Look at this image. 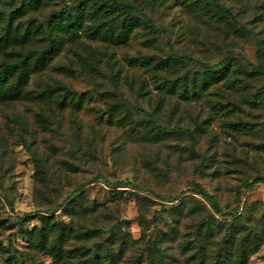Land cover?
I'll use <instances>...</instances> for the list:
<instances>
[{"label":"rangeland","instance_id":"obj_1","mask_svg":"<svg viewBox=\"0 0 264 264\" xmlns=\"http://www.w3.org/2000/svg\"><path fill=\"white\" fill-rule=\"evenodd\" d=\"M1 1L0 35L12 26L0 67L43 50L49 21L57 45L28 63L19 89L16 74L1 85L0 264H148L149 248L153 264H264V184L236 198L264 177L253 37L206 0H120L169 37L121 11L98 15L91 0L71 12L74 0ZM216 1L256 34L264 65V0ZM167 42L208 65L237 56L205 72L171 59ZM140 111L191 131L194 148L185 130L165 132Z\"/></svg>","mask_w":264,"mask_h":264},{"label":"trees","instance_id":"obj_2","mask_svg":"<svg viewBox=\"0 0 264 264\" xmlns=\"http://www.w3.org/2000/svg\"><path fill=\"white\" fill-rule=\"evenodd\" d=\"M93 2V4L97 7L96 12L98 15H103L104 17L108 18L110 17L113 12L116 11H121L126 13L129 16H132L136 19H143L144 21H146L149 29L157 34L163 35L165 37H169V31L167 29L164 28H159L157 27V25L150 19V17L148 16V14H146L142 9H140L138 6H136L133 3H129V2H124V1H120V0H91ZM208 3L212 4L220 13L224 14L226 17H228L231 22L239 27L242 31H246L248 32L254 39L255 44L257 46V50H256V55L257 58L259 60L257 65L251 64V63H247L248 66L250 67L251 70H253L254 73L257 74H261L264 75V65L262 63V55H261V51H260V41L258 39V37L256 36V34L248 29H246L244 26L241 25V23L238 21V19L236 18V16L232 13V11L227 8L225 5L218 3L216 0H206ZM1 3L4 4V6L8 7V8H14L17 4V0H9V1H1ZM82 0H74L71 1L69 5H66V10L68 12L74 11L76 10L78 5H81ZM11 18H8L6 20L5 23V27L3 29V33L2 35H0V42L8 36L11 26H12V22H11ZM71 25H73L71 23ZM46 34H47V44L46 47L43 50H35V49H29L28 51H26L23 54V57L17 61L14 62H4L1 65V69H0V92L2 90V84L5 83L6 79L8 78V76L12 75V74H16L15 80L12 83L11 87L13 89H19L21 83L27 78V65L31 60H34L35 62H42L46 59V57L48 55H50L51 53H53V51L56 48V37L54 35V30L52 27V22L49 21L46 24ZM167 46L169 49V52L171 54V59H173L174 61H179V62H184V63H192V64H196L198 65L201 69H203L205 72H222L224 70H226L228 67H230L231 62L233 59H235V57L237 56V54H229L227 57H225L220 63L215 64V65H208L205 64L201 61H199L198 59L189 57V56H178L176 54H174L173 52V48L170 42H167ZM264 85L256 92V94L254 95V100L256 102H258L259 104L264 106ZM142 113H144L150 121L153 122L154 125L158 126L159 129L165 131V132H172V131H179V130H185L182 127L179 126H175L172 129L171 128H167L164 126H161L157 120V118L150 113H146L144 111H140ZM187 135L190 138L191 141V150L194 148L195 145V141H196V136L189 130H185ZM262 134L264 137V126L262 128ZM41 168L44 169L43 165H39ZM100 178H103V175H100ZM264 184V177L263 176H257L255 178H253L251 181H247L239 186L236 187V198L239 201L243 195V190L244 191H249L253 188H255L258 185H263ZM115 187H119V188H137V185H134L131 182L128 181H121V182H116L114 183ZM194 191L195 193L204 196V197H209L210 199V204L213 208V210L216 213L219 214H223L222 210L218 207L217 203H216V199L212 196L209 195V193L207 192V190L198 182L195 181H191L188 184ZM84 186H81L80 189H82ZM165 202H175L177 200V198H172V197H168L166 199H162ZM232 215V214H229ZM118 227V225H117ZM231 233L230 231L227 233V235L225 236V241L228 242L231 239ZM197 243H198V248L200 250V253L202 252V244H201V240L198 238L197 239ZM158 252L162 253V251L160 249L157 250ZM165 256V255H164ZM200 258H202V254L199 255ZM147 259H148V264H153V252H152V248H149L147 255H146ZM163 258V256H162ZM218 260L219 257H217L216 262L214 264H218ZM163 261V260H162ZM163 263L165 264V262L163 261Z\"/></svg>","mask_w":264,"mask_h":264}]
</instances>
